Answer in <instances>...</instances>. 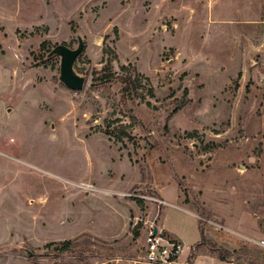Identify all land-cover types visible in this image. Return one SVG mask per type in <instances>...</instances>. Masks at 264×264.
Returning a JSON list of instances; mask_svg holds the SVG:
<instances>
[{
  "label": "rangeland",
  "instance_id": "374dc122",
  "mask_svg": "<svg viewBox=\"0 0 264 264\" xmlns=\"http://www.w3.org/2000/svg\"><path fill=\"white\" fill-rule=\"evenodd\" d=\"M78 36L76 92L42 46ZM153 228L261 263L264 0H0V264H133Z\"/></svg>",
  "mask_w": 264,
  "mask_h": 264
},
{
  "label": "built area",
  "instance_id": "2783aa9c",
  "mask_svg": "<svg viewBox=\"0 0 264 264\" xmlns=\"http://www.w3.org/2000/svg\"><path fill=\"white\" fill-rule=\"evenodd\" d=\"M155 229H151L145 240L144 250L140 261L133 264H187L182 262L184 244L163 231L155 234ZM261 253V263L264 264V234L260 240H251Z\"/></svg>",
  "mask_w": 264,
  "mask_h": 264
},
{
  "label": "water",
  "instance_id": "95a60500",
  "mask_svg": "<svg viewBox=\"0 0 264 264\" xmlns=\"http://www.w3.org/2000/svg\"><path fill=\"white\" fill-rule=\"evenodd\" d=\"M78 47L75 50L65 45H57L49 54V57L60 58V81L72 91H81L86 83V79L80 76L74 69L77 58L84 50L83 39L78 36ZM154 233H157L155 229Z\"/></svg>",
  "mask_w": 264,
  "mask_h": 264
},
{
  "label": "trees",
  "instance_id": "16d2710c",
  "mask_svg": "<svg viewBox=\"0 0 264 264\" xmlns=\"http://www.w3.org/2000/svg\"><path fill=\"white\" fill-rule=\"evenodd\" d=\"M48 47H49V45L43 44L42 49L44 51H46L47 54L49 55L52 50H50V48H48ZM105 71L106 72H105L104 76L98 78V80H100L102 82H109V81H112L113 79L116 78L115 73H113V71H112V61H109L107 68H105ZM124 82L126 84V87L124 89L125 92H129L131 90V87L134 89L133 85H135L136 82L132 81L131 76H129ZM71 246H72V242L66 241V242L61 243L58 247H59V250L61 252H67L71 249ZM202 247H207V248L212 249V251L218 252L219 253V259L221 261H228L231 258V255L228 252L221 250V248L218 249V248H215L213 246H212L213 247L212 248L210 244L205 243V242H202L199 245H197L195 251L199 250Z\"/></svg>",
  "mask_w": 264,
  "mask_h": 264
}]
</instances>
